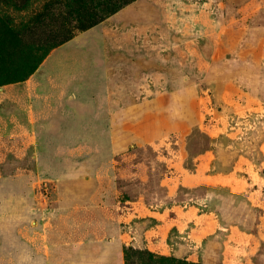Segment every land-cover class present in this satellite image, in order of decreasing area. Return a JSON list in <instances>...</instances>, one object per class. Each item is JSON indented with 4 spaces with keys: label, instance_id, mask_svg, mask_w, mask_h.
Masks as SVG:
<instances>
[{
    "label": "rangeland",
    "instance_id": "1",
    "mask_svg": "<svg viewBox=\"0 0 264 264\" xmlns=\"http://www.w3.org/2000/svg\"><path fill=\"white\" fill-rule=\"evenodd\" d=\"M108 18L11 82L71 90L76 118L53 114L50 123L86 136L94 112L105 111L108 136L23 138L24 127L33 129L12 117L10 101L30 97L0 91V175L19 174L0 182V195L45 198L56 229L52 264H121L115 238L126 206L164 198L173 176L209 161L214 173L260 185L259 198L233 196L231 208L239 205L230 210L218 187L205 206V183L175 197L245 231L231 244L254 247L247 264H264V0H135ZM96 100L108 105L92 106ZM226 232L208 238L212 249L227 247Z\"/></svg>",
    "mask_w": 264,
    "mask_h": 264
},
{
    "label": "crops",
    "instance_id": "2",
    "mask_svg": "<svg viewBox=\"0 0 264 264\" xmlns=\"http://www.w3.org/2000/svg\"><path fill=\"white\" fill-rule=\"evenodd\" d=\"M105 21L107 19L103 22ZM7 90H24L25 95L30 97L28 100L23 99L24 96L20 93L13 96L10 101L13 108L12 117L14 116L17 120L24 119L26 124H30L33 129L32 134H29V129L24 127L20 133L23 138L28 136L55 138L58 134L63 137L82 138L90 133L88 137H99L104 133V136H108L109 131L105 124L108 116L105 111L94 112L93 118L96 126L85 132L88 133L86 136L77 133L76 126L60 128L50 123L53 120L52 117L60 113H65L63 119L68 118L67 122L76 118V108L73 111L71 102L68 100L73 96L69 94L71 91L69 89L62 90L60 86H50L40 82L26 83L24 86L19 83H10L0 87L2 92L7 93ZM99 101L101 103L98 100L92 101L91 105L97 107L108 105L107 102ZM72 111L73 117L71 116ZM185 171L182 170L178 175L173 176L171 184L167 182L170 199L151 204L135 200L131 201V205L126 206L128 210L120 215L122 226L115 238L122 250L120 251L122 253L121 264L125 263L123 256L125 245L147 248L159 254L174 255L181 259L203 261L209 264H247L251 260V255L255 254L254 247L249 250L246 244L240 245L241 247L231 244L233 238L239 239L241 238L239 236L247 234L245 231L235 225L221 227L213 211L191 201L177 199L175 196L180 186H197L205 183L208 187V194L202 198L203 200L200 198H194V200H202L205 206L207 202L209 205L214 197V194H211L212 190L218 187L224 188L227 190V195H225L227 208L231 210L239 205L236 204L231 208L228 202L231 197L247 193L248 196H253L256 193L259 198L258 187L260 185L251 184L247 179L214 173L211 171L209 161L199 160L196 171L192 173ZM18 175H0V182L12 180ZM49 213L51 212L48 202L36 193L34 195H0V264H52L51 251L54 248L56 229L52 226V217ZM206 229H208L207 234L204 232ZM219 231H228L225 233L228 237L225 240L227 247L221 252L212 249L208 240ZM246 254L248 259H245Z\"/></svg>",
    "mask_w": 264,
    "mask_h": 264
},
{
    "label": "trees",
    "instance_id": "3",
    "mask_svg": "<svg viewBox=\"0 0 264 264\" xmlns=\"http://www.w3.org/2000/svg\"><path fill=\"white\" fill-rule=\"evenodd\" d=\"M133 1L0 0V86L26 80L38 69L50 49L100 24ZM207 148H200L197 154ZM168 197L166 188L164 198H156V202ZM147 203L155 201L149 199ZM124 251L126 264H208L159 254L147 248L125 245Z\"/></svg>",
    "mask_w": 264,
    "mask_h": 264
}]
</instances>
